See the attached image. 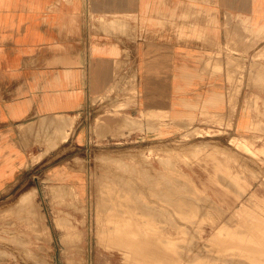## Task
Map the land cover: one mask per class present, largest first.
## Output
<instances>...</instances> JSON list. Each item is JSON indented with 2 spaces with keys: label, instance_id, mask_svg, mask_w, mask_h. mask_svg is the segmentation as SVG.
<instances>
[{
  "label": "crops",
  "instance_id": "obj_1",
  "mask_svg": "<svg viewBox=\"0 0 264 264\" xmlns=\"http://www.w3.org/2000/svg\"><path fill=\"white\" fill-rule=\"evenodd\" d=\"M262 70L264 0H0V194L49 149L88 142L83 116L103 96L135 132L209 116L252 131ZM57 163L52 173L81 188L83 174Z\"/></svg>",
  "mask_w": 264,
  "mask_h": 264
},
{
  "label": "rangeland",
  "instance_id": "obj_2",
  "mask_svg": "<svg viewBox=\"0 0 264 264\" xmlns=\"http://www.w3.org/2000/svg\"><path fill=\"white\" fill-rule=\"evenodd\" d=\"M108 98L95 99L94 106L86 109L83 118L91 129L88 142L73 148L66 141L62 156L52 155L49 149L46 161L0 194V264H234L236 253L247 255L244 248L254 246L253 234H264V116L252 120V131L234 126L230 116H225L223 126L219 118L209 116L176 123L170 131L165 125L166 130L154 133L135 132V126L129 125L133 120L127 123V132L115 128L107 132L104 125L109 118L134 119L120 109L117 100ZM206 120V125L201 124ZM71 133L65 135L69 138ZM60 161L64 169L71 166L83 174L81 188L52 173ZM177 198H186L187 209L174 207ZM112 216L125 218L126 224L120 220L124 229L142 231L143 239L154 242L153 250L157 242L172 250L138 257L108 242L102 232L114 220ZM261 241L264 249L263 235ZM245 253L237 254L235 264H244L238 255Z\"/></svg>",
  "mask_w": 264,
  "mask_h": 264
},
{
  "label": "bare ground",
  "instance_id": "obj_3",
  "mask_svg": "<svg viewBox=\"0 0 264 264\" xmlns=\"http://www.w3.org/2000/svg\"><path fill=\"white\" fill-rule=\"evenodd\" d=\"M193 6V5H192ZM195 6V5H194ZM189 11V10H188ZM190 11H192V10H190ZM240 18V17H239ZM109 21H110V19H108ZM112 24V23H111ZM110 27V26H109ZM125 30V29H124ZM117 31V30H116ZM126 31V30H125ZM111 32V31H110ZM120 32V31H119ZM117 37V36H116ZM213 56V55H212ZM228 56V55H227ZM221 58V57H220ZM224 59V58H223ZM237 59V58H236ZM218 60V59H217ZM224 61V60H223ZM222 61V62H223ZM235 61V60H234ZM234 61H232V62H234ZM229 62V61H228ZM224 63H225V61H224ZM227 64V63H226ZM225 65V64H224ZM233 65V64H232ZM227 67V66H226ZM262 69V68H261ZM259 71V70H258ZM263 71V70H262ZM264 72V71H263ZM229 74V73H228ZM255 74H257V73H255ZM238 76V75H237ZM233 77H234V75H233ZM236 78V77H235ZM262 78V77H261ZM234 82V81H233ZM232 82V83H233ZM231 83V84H232ZM236 84V83H235ZM233 85H234V83H233ZM115 86V85H114ZM235 90H236V88H235ZM239 90V89H238ZM231 91V90H230ZM219 92H221V91H219ZM222 93V92H221ZM230 93V92H229ZM220 96V95H219ZM226 99V98H225ZM130 116V115H129ZM123 117V116H122ZM47 118V117H46ZM103 119V118H102ZM122 119V118H121ZM125 121H124V123L126 122V124L127 123H130L131 121H133L134 119L133 118H131V117H125ZM38 120V119H37ZM43 120V119H42ZM48 120V119H47ZM51 120H53V119H50V121ZM56 120V119H55ZM104 120V119H103ZM54 121V120H53ZM52 121V122H53ZM101 121V120H100ZM118 121V120H117ZM120 121V120H119ZM49 122V121H48ZM57 121H55V123H56ZM115 122V121H114ZM30 123V122H29ZM28 123V124H29ZM55 123H54V125H55ZM59 123V122H58ZM106 123V122H105ZM108 123V122H107ZM106 123V124H107ZM110 123V122H109ZM19 124V123H18ZM120 124V123H119ZM30 125V124H29ZM45 125V124H44ZM100 125H102V124H100ZM56 126V125H55ZM25 127H27V126H25ZM122 127V126H121ZM57 128V127H56ZM250 128V127H249ZM63 129V128H62ZM116 129V128H115ZM61 131V130H60ZM58 132V131H57ZM25 133V132H24ZM40 135V134H39ZM25 137H26V135H25ZM31 138V137H30ZM46 138V137H45ZM53 138V137H52ZM35 139V138H34ZM61 139V138H60ZM28 140V139H27ZM31 140V139H30ZM32 141V140H31ZM35 141V140H34ZM28 142V141H27ZM59 142V141H58ZM218 147V146H217ZM199 152V151H198ZM77 158V157H76ZM146 160V159H145ZM164 160V159H163ZM165 165V164H164ZM143 166V165H142ZM143 168V167H142ZM152 173V172H151ZM219 173V172H218ZM168 175V174H167ZM221 175V174H220ZM87 176V175H86ZM112 178V177H111ZM110 178V179H111ZM117 178V177H116ZM150 179V178H149ZM175 179V178H174ZM177 179V178H176ZM225 179V178H224ZM225 180H228V179H225ZM105 181V180H104ZM115 181V180H114ZM221 181V180H220ZM178 182H179V180H178ZM224 182H226V181H224ZM103 183V182H102ZM167 183V182H166ZM175 183V182H174ZM185 183H186V181H185ZM229 183V182H228ZM62 184V183H61ZM106 184V183H105ZM187 184V183H186ZM227 184V183H226ZM103 185V184H102ZM125 185V184H124ZM137 185V184H136ZM228 185V184H227ZM125 186H127V185H125ZM134 186V185H133ZM164 186V185H163ZM166 186H169V185H166ZM107 187V186H106ZM129 187V186H128ZM130 187H132V186H130ZM136 187V186H135ZM185 187V186H184ZM61 188V187H60ZM127 188V187H126ZM153 188V187H152ZM151 188V189H152ZM174 188V187H173ZM239 188V187H238ZM62 189V188H61ZM108 189V188H107ZM147 189H148V187H147ZM154 189V188H153ZM175 189H177V188H175ZM35 190L36 189H33V191H32V193H35ZM65 190V189H64ZM110 190H111V188H110ZM126 190V189H125ZM163 190V189H162ZM191 190V189H190ZM25 191H27V190H24V192ZM90 191V190H89ZM116 191V190H115ZM151 191V190H150ZM154 191V190H153ZM171 191V190H170ZM177 191V190H176ZM180 191V190H179ZM242 191V190H241ZM188 192V191H187ZM198 192V191H197ZM26 193V192H25ZM24 193V195L25 196H27L26 194ZM37 193V192H36ZM116 193V192H115ZM152 193V192H151ZM156 193V192H155ZM155 193H153V194H155ZM196 193V192H195ZM240 193V192H239ZM121 194V193H120ZM136 194H137V192H136ZM169 194V193H168ZM177 194V193H176ZM189 194V193H188ZM198 194V193H197ZM247 194V193H246ZM20 195V194H19ZM99 195V194H98ZM113 195V194H112ZM116 195V194H115ZM114 195V196H115ZM130 195V194H129ZM172 195H174V194H172ZM185 195V194H184ZM205 195V194H204ZM22 196V195H21ZM24 196V198H26ZM118 196H119V193H118V195H117V198H118ZM124 196V195H123ZM132 196V195H131ZM137 196H139V195H137ZM176 196V195H175ZM178 196H180V195H178ZM177 196V197H178ZM18 197H20V196H18ZM27 197H29V195L27 196ZM32 196H30V198H31ZM103 197V196H102ZM125 197V196H124ZM129 197V196H128ZM171 197V196H170ZM197 197V196H196ZM207 197V196H206ZM20 198H22V197H20ZM122 198V197H121ZM133 198V197H132ZM194 198V197H193ZM202 198V197H201ZM109 199V198H108ZM112 199V198H111ZM140 199V198H139ZM186 199V198H185ZM185 199H174L175 201V206L174 207H177L178 209H179V211L181 210V211H183V209L185 210V208H186V200ZM203 199V198H202ZM249 199V198H248ZM18 200H20V199H18ZM23 200V199H22ZM115 200V199H114ZM118 200V199H117ZM116 200V201H117ZM130 200H131V198H130ZM129 200V201H130ZM200 200V199H199ZM119 201V200H118ZM132 201V200H131ZM130 201V202H131ZM136 201V200H135ZM135 201H132V202H135ZM138 201V200H137ZM188 201V200H187ZM213 201V200H212ZM125 202V201H124ZM146 202V201H145ZM173 202V201H172ZM173 202V203H174ZM190 202V201H189ZM19 203V202H18ZM139 203V202H138ZM144 203V202H143ZM188 203V202H187ZM192 203V202H191ZM195 203H196V201H195ZM194 203V204H195ZM20 204V203H19ZM125 204V203H124ZM135 204V203H134ZM194 204H191V206L192 205H194ZM213 204V203H212ZM13 205V204H12ZM21 205V204H20ZM24 205V204H23ZM36 205V204H35ZM134 206V205H133ZM137 206V205H136ZM213 206V205H212ZM13 207H15V206H13ZM34 207V206H33ZM38 207V206H37ZM170 207V206H169ZM202 207V206H201ZM260 207V206H259ZM20 208V207H19ZM30 208V207H29ZM136 208V207H135ZM177 208L175 209V210H177ZM217 208V207H216ZM174 209V208H173ZM187 209V208H186ZM189 209V208H188ZM190 209H192V208H190ZM198 209V208H197ZM201 209V208H200ZM204 209V208H203ZM225 209V208H224ZM35 210V209H34ZM131 210V209H130ZM167 210H168V208H167ZM205 210V209H204ZM203 210V211H204ZM127 211V210H126ZM133 211V210H132ZM134 211H135V209H134ZM163 211V210H162ZM174 211V210H173ZM178 211V210H177ZM176 211V212H177ZM179 211H178V214H179ZM195 211H196V209H195ZM203 211H202V213H203ZM225 211V210H224ZM37 212V211H36ZM39 212V211H38ZM142 212V211H141ZM197 212H199V211H197ZM40 213V212H39ZM139 213V212H138ZM155 213V212H154ZM172 213V212H171ZM174 213H175V211H174ZM183 213V212H182ZM181 213V214H182ZM185 213V212H184ZM193 213V215H194V213H196V212H192ZM201 213V214H202ZM101 214V213H100ZM144 214V213H143ZM191 214V213H190ZM145 215V214H144ZM180 215V214H179ZM192 215V216H193ZM198 215V214H197ZM114 216V215H113ZM112 216V217H113ZM154 216V215H153ZM175 216V215H174ZM177 216V215H176ZM175 216V217H176ZM181 216V215H180ZM189 216V215H188ZM112 217H111V219H112ZM125 216H123L122 218H124ZM194 217V216H193ZM262 217V216H261ZM38 218H39V216H38ZM103 218V217H102ZM114 218V217H113ZM127 218V217H126ZM184 218V217H183ZM195 218H196V215H195ZM25 219V218H24ZM116 218H114V220H112L111 221V223L110 224H108L106 227L107 228H105L104 229V231L102 232V236H104L105 238L106 237H108L109 239V241L108 242H112V243H116L117 245H119L120 247H122V248H124L125 250L126 249H128L129 251H131V252H136V253H138L139 255H138V257H143V256H146L147 254H149V253H151V252H154V253H160V254H158V255H162V254H165V253H167V252H169V251H171L172 250V247L170 248V247H164L162 244L160 245V243H156V246H155V248H157V250L154 248V250H153V241H150L149 239H143V237H144V235H143V237L141 236V233H142V229H139V228H137V229H139L140 231H141V233H139L137 230L135 231V230H132V229H129V228H123L124 226L122 225L123 223L122 222H124L125 224H126V220H125V218L122 220V219H120V220H122V222L118 219V220H115ZM179 219V218H178ZM187 219V218H186ZM202 219V218H201ZM129 220V219H128ZM133 220V219H132ZM196 220V219H195ZM227 220V219H226ZM193 221V220H192ZM199 221V220H198ZM230 221V220H229ZM195 222V221H194ZM226 222V221H225ZM228 222V221H227ZM5 223V222H4ZM231 223H233V222H231ZM230 223V224H231ZM235 223V222H234ZM130 224V223H129ZM182 224V223H181ZM262 224L263 223H261V226H262ZM132 225V224H131ZM133 225H136V224H133ZM183 225V224H182ZM226 225H228V224H226ZM259 225V224H258ZM123 226V227H122ZM255 226V225H254ZM261 226H260V228H261ZM263 226H264V224H263ZM126 227H127V225H126ZM131 227V226H130ZM187 227V226H186ZM223 227V226H222ZM242 227V226H241ZM240 227V228H241ZM256 227V226H255ZM133 228V227H132ZM134 228H136V227H134ZM133 228V229H134ZM226 228H228V226H226ZM232 228H233V226H232ZM234 228H235V226H234ZM239 228V229H240ZM243 228V227H242ZM257 228V227H256ZM263 228V227H262ZM262 228L260 229L261 231H262ZM41 229V228H40ZM147 229V228H146ZM223 229H225L224 227H223ZM3 230V229H2ZM193 230V229H192ZM220 231H223L222 230V228L221 229H219ZM231 230V229H230ZM233 230V229H232ZM259 230V229H258ZM147 231V230H146ZM186 231V230H185ZM236 231H237V229H236ZM187 232H188V230H187ZM225 232V231H224ZM228 232V231H227ZM230 232H232V231H230ZM240 232V231H239ZM242 232H245V231H242ZM248 231H246V233H247ZM143 233L145 234V230L143 231ZM226 233V232H225ZM236 233V232H235ZM241 233V232H240ZM246 233L245 234H243L244 236L246 235ZM262 233V232H261ZM76 234V233H75ZM148 234V233H147ZM152 234V233H151ZM189 234H191V233H189ZM237 234H238V232L236 233V235H235V237H238L237 236ZM3 235V234H2ZM68 235V234H67ZM153 235V234H152ZM151 235V236H152ZM263 235V237H264V234H262ZM261 235V236H262ZM1 236V235H0ZM4 236V235H3ZM232 236V235H231ZM240 236V235H239ZM253 238H252V236L250 235L249 237H251L252 239H254V242L252 241V243H254V246H253V244H252V247H250V246H247L246 248H244V249H246L247 251L246 252H248V254L246 255V253L245 252H243V253H245V256H241V255H238V257H239V260L240 259H243L244 260V264L246 263V264H264V256H263V254L262 253H264V249H263V247H262V245H263V240L261 241V236L259 235V234H253ZM17 237V236H16ZM146 237H149V236H146ZM157 237V236H156ZM180 237V236H179ZM241 237V236H240ZM243 237V236H242ZM6 238H8V237H6ZM24 238V237H23ZM176 238V237H175ZM231 238H234V236L233 237H231ZM246 238H248V235L246 236ZM245 238V239H246ZM182 239H183V237H182ZM235 239H237V238H235ZM238 239H239V237H238ZM240 239H242V238H240ZM245 239H242V240H245ZM251 239V240H252ZM180 240V239H179ZM184 240V239H183ZM182 240V241H183ZM186 240V239H185ZM190 240V239H189ZM220 240V239H219ZM222 240V239H221ZM229 240V239H228ZM242 240H239V242H243ZM250 241V239H247V241ZM29 241V240H28ZM67 241V240H66ZM73 241H74V239H73ZM155 241V240H154ZM170 242H174V241H171V239L169 240ZM181 241V240H180ZM196 241H198V240H196ZM195 241V242H196ZM246 241V240H245ZM246 241V242H247ZM23 242H25V241H23ZM156 242V241H155ZM166 242V241H165ZM165 242H162V243H165ZM185 242V241H184ZM187 242H188V240H187ZM235 242V241H234ZM234 242L232 241V243H233V245H234ZM167 243V246H169V244H168V241L166 242ZM186 243V242H185ZM191 243V242H190ZM204 243V242H203ZM226 243H227V240H226ZM229 243V242H228ZM170 244H172V243H170ZM175 244H176V242H175ZM240 244V243H239ZM238 243H237V245H239ZM242 244H244V243H242ZM104 245V244H103ZM181 245V244H180ZM183 245V244H182ZM190 245V244H189ZM246 245V244H245ZM248 245V244H247ZM187 246V245H186ZM239 246H241V248L244 246V245H239ZM239 246L238 247H236L235 249L238 251V249H240L239 248ZM183 247V246H182ZM185 247V246H184ZM183 247V248H184ZM25 248V247H24ZM181 248V247H180ZM226 248V247H225ZM232 248V247H231ZM231 248H230V250H231ZM234 248V247H233ZM47 249V248H46ZM187 249V248H186ZM190 249H191V247H190ZM235 249H233L232 251L234 252V250ZM243 249V251H245ZM24 250V249H23ZM160 250V251H159ZM229 250V251H230ZM241 250V249H240ZM239 250V251H240ZM122 251V250H121ZM159 251V252H158ZM164 251V252H163ZM190 251V250H189ZM189 251H188V253H189ZM195 251V250H194ZM208 251H209V249H208ZM223 251V250H222ZM25 252V251H24ZM31 252V251H30ZM184 252V251H183ZM190 252H192V251H190ZM201 252V251H200ZM220 251H218V253H219ZM185 253V252H184ZM228 253V252H227ZM235 253H236V251H235ZM235 253H232L231 254V259H232V257H234V256H232L233 254H235ZM242 253V251H240V252H238V253H236V258H235V260H234V258L232 259V260H234L235 261V263H238L237 262V254H243ZM181 254V253H180ZM196 254V253H195ZM194 254V255H195ZM262 254V255H261ZM150 255H152V254H150ZM200 255V254H199ZM226 255V254H225ZM83 256V255H82ZM178 256V255H177ZM228 256V255H227ZM241 256V257H240ZM37 257V256H36ZM167 257H168V255H167ZM223 257V256H222ZM230 257H229V260H231L230 259ZM158 258V257H157ZM161 258V257H160ZM159 258V259H160ZM184 258V257H183ZM198 258V257H197ZM204 258H206V259H208L206 256H204ZM227 259H228V257H226ZM200 259V258H199ZM211 259V258H210ZM237 259V260H236ZM45 260V259H44ZM202 260V259H201ZM213 260V259H212ZM211 260V261H212ZM216 260H217V258H215V262H216ZM224 260V259H223ZM231 260V261H232ZM208 261V260H207ZM225 261V260H224ZM38 262V261H37ZM51 262V261H50ZM188 262H189V260H188ZM196 263H197V261H195ZM200 262V261H199ZM205 262H206V260H205ZM227 262V261H226ZM233 262V261H232ZM45 263V262H44ZM184 263V262H183ZM182 263V264H183ZM208 263V262H207ZM213 263V262H212ZM219 263V262H218ZM228 263V262H227ZM229 263H231V262H229ZM228 263V264H229ZM234 263V264H235ZM239 263H240V261H239ZM41 264V263H40ZM171 264V263H170ZM193 264V263H192ZM211 264V263H210ZM225 264V263H224ZM233 264V263H232Z\"/></svg>",
  "mask_w": 264,
  "mask_h": 264
}]
</instances>
